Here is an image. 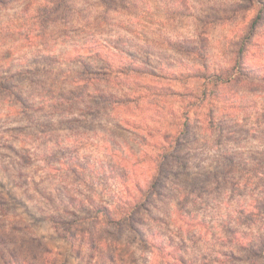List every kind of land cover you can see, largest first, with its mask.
I'll return each instance as SVG.
<instances>
[{"label":"rangeland","instance_id":"1","mask_svg":"<svg viewBox=\"0 0 264 264\" xmlns=\"http://www.w3.org/2000/svg\"><path fill=\"white\" fill-rule=\"evenodd\" d=\"M247 3L0 0V230L47 241L38 264L259 262L264 5Z\"/></svg>","mask_w":264,"mask_h":264},{"label":"clouds","instance_id":"2","mask_svg":"<svg viewBox=\"0 0 264 264\" xmlns=\"http://www.w3.org/2000/svg\"><path fill=\"white\" fill-rule=\"evenodd\" d=\"M264 5V0H248L247 7H260ZM253 27H264V10L260 11L259 16L253 22ZM101 191V195L104 193ZM34 234L26 230L16 232H6L0 230V264H38L43 245L47 241L33 238ZM254 247L257 252L264 253V236L254 238ZM84 264H92L89 258ZM244 264H264V255L259 262L250 254H245Z\"/></svg>","mask_w":264,"mask_h":264},{"label":"trees","instance_id":"3","mask_svg":"<svg viewBox=\"0 0 264 264\" xmlns=\"http://www.w3.org/2000/svg\"><path fill=\"white\" fill-rule=\"evenodd\" d=\"M125 68L123 69L127 74H129V72H132V73H139V70H140V68L137 66V65H134V64H127V65H125L124 66ZM214 77V76H213ZM213 77H211V76H209V78L210 79H213ZM214 78H217V80H219V81H225L226 79L224 78V77H221V76H215ZM162 90V89H161ZM160 90V91H161ZM204 93H206V91L204 92ZM131 100H129V99H126V100H124V101H122V102H115V103H122V104H127L128 102H130ZM112 103V102H111ZM175 147H176V149H175ZM174 147V149H173V153L174 154H168V156L169 157H177L178 158V155H177V153H175V152H177V151H179V148H180V146H175ZM166 160V159H165ZM165 160L163 161V164L161 165V167H164V165H165ZM160 172H159V169H158V171L155 173V175H154V179H153V181L151 182V184H149V186H148V188L151 190V189H153L154 191H155V193L157 192V187H158V185H159V182H160V179H159V177H160ZM107 210V209H106ZM132 214L131 215H129V216H127V218L125 219V221L128 223V225L129 224H131V222L134 220L132 217ZM109 221V219L107 220V222ZM129 226H132V225H129ZM66 230L68 231V228H66Z\"/></svg>","mask_w":264,"mask_h":264}]
</instances>
